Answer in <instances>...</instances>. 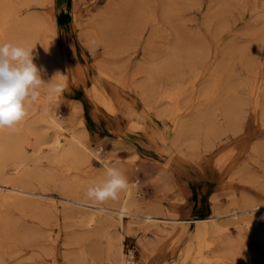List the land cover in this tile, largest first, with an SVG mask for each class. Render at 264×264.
<instances>
[{
    "label": "rangeland",
    "instance_id": "1",
    "mask_svg": "<svg viewBox=\"0 0 264 264\" xmlns=\"http://www.w3.org/2000/svg\"><path fill=\"white\" fill-rule=\"evenodd\" d=\"M12 3L18 11L16 20H34L37 23L36 41L46 44L49 49L50 62L41 64L46 66L43 67L46 70L43 78L51 79L48 74L52 71L58 73L56 76H62L61 82L53 78V83L60 88V92H55L56 95L59 93L57 96L55 93L50 95L47 85L40 89L41 100L30 107L32 113L29 116L33 115L28 117V121L39 116L42 103L50 100L64 119L66 128L83 133L93 148L101 146L103 158L123 164L132 161L137 154L134 174L139 178L141 197L149 205L160 206L166 217L187 221L182 224L184 230L177 242L161 246L154 252L140 247L143 234L127 236L124 251L126 254L132 251L134 264H196L194 220L207 219L223 205L231 204L232 200L239 202L246 198L264 205V113L253 108L248 88L241 90L248 105L236 133L222 136L209 150L200 143L194 150L198 157H192L188 151L177 152L171 144L176 120L187 118L189 112L194 111L201 86L213 70H218L221 63L231 58L233 50L245 54L237 56L235 66L243 70L248 79L257 80L264 102V5L261 8L257 0H12ZM139 10L144 13L141 19L135 17ZM108 18L122 23L117 37L121 41L126 39L128 44L113 56L109 55L110 52L105 53L102 43L95 44L92 39L102 35L101 25ZM0 31V41L15 42L11 27H1ZM188 39L194 40L202 52L197 62L190 63L202 76L180 103L182 106L188 101L191 107L176 117L157 118L131 91L133 83L140 78L134 70L138 63L161 61L171 46L179 51L184 49ZM102 65L110 68L107 71L110 77L104 76ZM191 75L188 74L187 78ZM233 76L238 83L239 74L235 72ZM222 82L214 94L216 101L225 93L226 79L223 78ZM160 83V88L164 89L166 82ZM92 86L112 101L113 113L95 100ZM126 107L131 108V114ZM29 140L32 142L34 139L29 137ZM257 147H261L258 154L253 151ZM30 152L28 148V154ZM92 167V172H100L98 166ZM85 170L86 167H82L70 177L79 175L82 178ZM51 193L57 196L56 192ZM0 207V217H8L18 228L35 227L40 221L31 216L34 211L30 208L18 212L12 204ZM228 209L231 207L225 208L226 214L230 213ZM52 224L48 229L46 226L47 231L52 230L48 232L52 246L48 244V250L42 254L43 250L36 247V250L27 249L30 254L38 250L35 256L25 250L24 255L28 253L31 256L27 264H72L73 256L69 255L72 247L67 249L64 242L65 237L73 234L77 227L74 224L69 227L71 222L62 216ZM216 246L219 253L214 252V257L227 253L232 264H247L245 248L236 246L229 249L219 242ZM22 254L6 264L18 263L25 257Z\"/></svg>",
    "mask_w": 264,
    "mask_h": 264
},
{
    "label": "bare ground",
    "instance_id": "2",
    "mask_svg": "<svg viewBox=\"0 0 264 264\" xmlns=\"http://www.w3.org/2000/svg\"><path fill=\"white\" fill-rule=\"evenodd\" d=\"M11 3L12 0L0 1V28L11 27L16 43L28 44L35 49L34 63L38 67L43 63L47 64L50 62L49 49L46 44L36 41L37 23L31 19L16 20L18 11L14 3L13 6ZM257 3L262 8L264 0H257ZM143 14L139 10L135 17L141 19ZM167 18L171 16L168 15ZM121 28L122 23L117 20L104 19L100 29L102 35H96L97 37L92 39L95 44H103L106 54L109 52L112 56L119 54L118 52L123 51L128 45L125 43L126 39L121 41L117 37ZM197 48L199 47H196V42L188 39L184 49L179 51L177 47L171 46L164 54V58L157 63L150 61L152 64L150 62L137 64L134 74L140 75V78L133 83L131 91L136 93L146 108L157 118H170V115L176 117L190 109L191 104L188 101L182 106L180 103L188 90L195 88L197 80L202 76L199 71L193 69L195 65L190 66L192 61L197 62L201 58L202 52ZM230 54L231 58L221 63L219 69L213 70L207 80H204L196 98L198 104L194 111L189 112V117L176 120L171 144L177 152L188 151L192 157H198L194 150L200 146V143L204 149L209 150L222 136L236 133L248 105L247 98L241 91L243 88H248V94L253 99L251 102L253 108L257 112L264 113V102L260 97L257 80L248 79L244 71L235 66L237 56L241 57L245 54L240 53L239 50H233ZM106 65L101 66L105 70L103 74L105 77H110L107 74L110 68ZM235 72L240 77L238 83H235L233 78ZM190 73L192 75L187 78ZM56 74H58L56 71H52L48 75L51 78L55 75V80L59 79L61 82L62 76ZM46 77L44 79L47 81ZM223 78L226 79L225 93L216 101L214 94L223 85ZM163 80L166 82V87L161 89L160 82ZM95 87L92 89L95 100L108 112L113 113L115 109L112 101L100 94ZM46 89L48 90V86ZM52 103L50 100L42 103V113L37 117L34 116L35 118L30 121L28 117L33 114L28 116L15 127V130L0 131V205L12 204L18 212L30 208L34 211L31 216L40 220L35 227L21 229L11 223L8 217H0V264H6L22 252L25 257L16 264H27L29 257L38 253L37 250L31 255L29 248L36 250V247L43 250L41 254L48 250V244L51 245L52 242L51 234L48 232L53 221H57L61 216L71 222V225L68 224L69 227L73 224L77 227L73 234L65 237L64 242L67 249L72 247V250H69V255L73 256L72 264H134L132 251L128 254L124 251V241L127 236L139 233L143 234L144 239L139 241V245L145 251L154 252L161 246L168 244L170 246L177 242L184 230L182 224L187 221L166 217L160 206L149 205L141 197L143 194L138 187L139 178L134 174L137 154L132 161L123 164L103 158L101 156L103 148L101 146L93 148L86 141L83 133L68 130L64 125V119ZM37 107L34 108L37 110ZM30 109L29 114L32 113ZM129 109L127 108L131 114ZM135 126H138V123H135ZM29 137L34 140L30 142ZM28 148L31 150L29 154ZM259 148H253V151L258 154ZM94 165L100 168V172H92ZM82 167H86L82 178H79L81 177L79 175L70 177L72 173L81 171ZM105 167L119 168L127 178L129 187L119 194L117 201L109 200L104 204L94 205L86 197V191L88 187L98 184L105 178ZM89 172L92 174L88 175ZM51 192H56L57 196ZM228 206L231 209H228L230 213L226 214L224 210ZM194 222L198 256L196 264H232L228 261L227 253L214 257V252L219 253L216 249L218 242L221 245L226 244L229 249L236 246L245 248L247 264L264 263V205L246 198L239 202L232 200L231 204L223 205L207 219L194 220ZM50 224H52L50 230L47 231ZM25 250L31 256L28 253L24 255Z\"/></svg>",
    "mask_w": 264,
    "mask_h": 264
},
{
    "label": "clouds",
    "instance_id": "3",
    "mask_svg": "<svg viewBox=\"0 0 264 264\" xmlns=\"http://www.w3.org/2000/svg\"><path fill=\"white\" fill-rule=\"evenodd\" d=\"M35 58L31 45L0 41V131L15 130L29 116L30 107L40 98V89L45 85L50 94L60 90L53 83L55 75L45 81V69L34 63ZM104 172L105 178L86 191V197L94 205L117 201L119 194L129 187L119 168L105 167Z\"/></svg>",
    "mask_w": 264,
    "mask_h": 264
}]
</instances>
